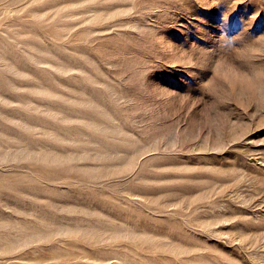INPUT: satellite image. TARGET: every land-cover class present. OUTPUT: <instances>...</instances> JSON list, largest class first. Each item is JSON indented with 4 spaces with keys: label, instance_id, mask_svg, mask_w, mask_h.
Instances as JSON below:
<instances>
[{
    "label": "rangeland",
    "instance_id": "1",
    "mask_svg": "<svg viewBox=\"0 0 264 264\" xmlns=\"http://www.w3.org/2000/svg\"><path fill=\"white\" fill-rule=\"evenodd\" d=\"M0 264H264V0H0Z\"/></svg>",
    "mask_w": 264,
    "mask_h": 264
}]
</instances>
